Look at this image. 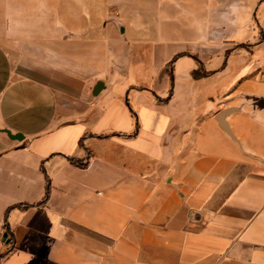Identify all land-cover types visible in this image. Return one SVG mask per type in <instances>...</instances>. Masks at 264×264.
Listing matches in <instances>:
<instances>
[{
  "label": "crops",
  "instance_id": "0c3cea01",
  "mask_svg": "<svg viewBox=\"0 0 264 264\" xmlns=\"http://www.w3.org/2000/svg\"><path fill=\"white\" fill-rule=\"evenodd\" d=\"M119 4L0 0V264H264V39L222 107Z\"/></svg>",
  "mask_w": 264,
  "mask_h": 264
},
{
  "label": "rangeland",
  "instance_id": "374dc122",
  "mask_svg": "<svg viewBox=\"0 0 264 264\" xmlns=\"http://www.w3.org/2000/svg\"><path fill=\"white\" fill-rule=\"evenodd\" d=\"M120 0H117L119 4ZM133 15L125 24L145 28L149 39L173 44L178 55L207 56L222 51L228 61V97L220 105L235 104L236 76L250 75L253 42L264 39L255 4L260 0H121ZM248 11V13L246 12ZM245 13L241 20L239 13ZM204 52V53H203ZM249 70V71H247Z\"/></svg>",
  "mask_w": 264,
  "mask_h": 264
},
{
  "label": "water",
  "instance_id": "95a60500",
  "mask_svg": "<svg viewBox=\"0 0 264 264\" xmlns=\"http://www.w3.org/2000/svg\"><path fill=\"white\" fill-rule=\"evenodd\" d=\"M236 109H237V107H231V106L226 107V108H223L220 111H218L215 115V119L217 120L219 125L232 137H233V134H232V132L228 126L227 121L225 120V117ZM7 133L9 134V132H7ZM9 135L12 136L13 138H20L21 137L19 134H14V135L9 134Z\"/></svg>",
  "mask_w": 264,
  "mask_h": 264
},
{
  "label": "trees",
  "instance_id": "16d2710c",
  "mask_svg": "<svg viewBox=\"0 0 264 264\" xmlns=\"http://www.w3.org/2000/svg\"><path fill=\"white\" fill-rule=\"evenodd\" d=\"M257 104L264 106V100L263 99L257 100Z\"/></svg>",
  "mask_w": 264,
  "mask_h": 264
}]
</instances>
